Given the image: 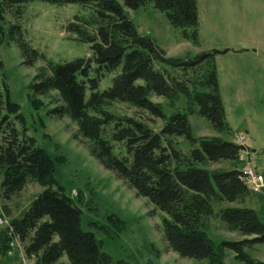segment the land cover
I'll return each instance as SVG.
<instances>
[{
    "label": "trees",
    "instance_id": "16d2710c",
    "mask_svg": "<svg viewBox=\"0 0 264 264\" xmlns=\"http://www.w3.org/2000/svg\"><path fill=\"white\" fill-rule=\"evenodd\" d=\"M32 1L54 5L94 3L97 7L93 19L97 32L89 39L91 56L54 65L50 76L35 78L30 87L32 93H60L62 104L51 114L76 122L79 133L90 142L93 156L166 214L162 223L174 251L182 257L222 264L219 247L206 234L201 219L212 211V199L235 202L250 194L239 168L245 162L241 156L246 147L219 138L194 137L186 113L174 112L168 118L150 94L174 96L188 84L201 85L207 91L193 96L198 114L214 128L227 130L215 57L229 50L192 58L167 57L154 39L138 33L118 0H3L10 6ZM122 1L134 10L153 3L166 13L170 25L192 28L190 37L197 39L196 0ZM2 19L0 14V28ZM20 42L24 64L31 66L39 53L28 42ZM110 76L109 85L101 89L102 79ZM114 100L143 109L165 120V124L156 131L135 118H117L104 112L101 117L90 115ZM27 131L20 106L11 100L3 82L0 61L2 195L9 200L29 180L47 186L27 211L13 220L11 231L0 233V256L10 248L13 237L24 242L33 233L26 247L27 256L35 259L33 264H56L64 256L69 264H110L112 258L102 251L95 232L82 227L83 211L59 183L55 161ZM222 160L235 163V167L211 172L198 166ZM221 218L230 228L251 237L225 240L222 247L232 250L241 264H264L245 251L255 244H264V222L258 213L249 207H226Z\"/></svg>",
    "mask_w": 264,
    "mask_h": 264
},
{
    "label": "rangeland",
    "instance_id": "374dc122",
    "mask_svg": "<svg viewBox=\"0 0 264 264\" xmlns=\"http://www.w3.org/2000/svg\"><path fill=\"white\" fill-rule=\"evenodd\" d=\"M118 1L138 33L154 39L167 57L192 58L206 52L229 50L215 57L227 130L214 128L206 117L198 114L193 96L207 91L201 85L188 84L174 96L150 94V99L160 105L168 118L174 112L186 113L196 138L241 141L246 150L245 162L239 168L244 171L252 167L264 175V0H196L199 10L196 40L190 37L192 28L173 27L166 13L153 3L134 10ZM96 10L94 3L54 5L32 1L10 6L0 0L1 73L10 98L19 104L28 134L55 161L59 183L83 211L82 227L95 232L102 251L112 258L110 264H211L208 260L182 257L174 251L162 223L166 214L93 156L90 142L79 133L76 122L67 116L51 114L52 109L62 104L57 90L41 95L31 91L35 78L50 76L54 65L91 56L89 39L97 32L93 25ZM21 39L39 53L31 66L24 64ZM111 78L102 79L101 89L109 85ZM102 112L141 120L156 131L165 124L162 118L117 100L106 102L90 115L101 117ZM198 166L211 172L228 171L235 163L207 161ZM1 184L2 177L0 233L10 232L13 220L21 217L47 188L29 180L22 191L7 200L2 195ZM247 184L251 187L248 196L235 202L212 199V211L201 219L206 234L219 247L222 264H241L232 250L222 247L223 241L251 238L230 228L221 218L222 209L249 207L264 222V185L260 191L253 192L254 186ZM32 237L30 233L24 242L13 237L10 248L0 256V264H33L35 259L26 254ZM245 251L264 263L263 243ZM56 264L69 262L64 256Z\"/></svg>",
    "mask_w": 264,
    "mask_h": 264
},
{
    "label": "built area",
    "instance_id": "2783aa9c",
    "mask_svg": "<svg viewBox=\"0 0 264 264\" xmlns=\"http://www.w3.org/2000/svg\"><path fill=\"white\" fill-rule=\"evenodd\" d=\"M239 143L242 144L241 141H239ZM243 158H244V153L241 156V159ZM242 179H249L251 181H254V190H252L254 192L260 191L262 186L264 185V175L260 172L255 171L252 167L247 168L246 170L243 171Z\"/></svg>",
    "mask_w": 264,
    "mask_h": 264
},
{
    "label": "bare ground",
    "instance_id": "6f19581e",
    "mask_svg": "<svg viewBox=\"0 0 264 264\" xmlns=\"http://www.w3.org/2000/svg\"><path fill=\"white\" fill-rule=\"evenodd\" d=\"M246 182H248L250 185H253L254 186V181H251V180H249V179H244ZM250 187V186H249ZM250 189H251V187H250Z\"/></svg>",
    "mask_w": 264,
    "mask_h": 264
},
{
    "label": "crops",
    "instance_id": "0c3cea01",
    "mask_svg": "<svg viewBox=\"0 0 264 264\" xmlns=\"http://www.w3.org/2000/svg\"><path fill=\"white\" fill-rule=\"evenodd\" d=\"M8 256H9V255H5V258H6V257L8 258ZM13 256H16V255H13ZM9 257H11V256H9ZM3 259H4V258H3ZM13 259H15V258L13 257Z\"/></svg>",
    "mask_w": 264,
    "mask_h": 264
}]
</instances>
